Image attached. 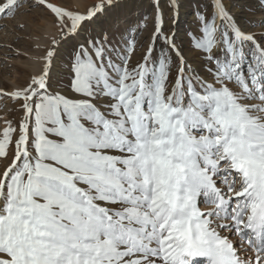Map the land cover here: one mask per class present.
Here are the masks:
<instances>
[{"label": "snow or ice", "instance_id": "1", "mask_svg": "<svg viewBox=\"0 0 264 264\" xmlns=\"http://www.w3.org/2000/svg\"><path fill=\"white\" fill-rule=\"evenodd\" d=\"M183 7L0 0V264H264V0Z\"/></svg>", "mask_w": 264, "mask_h": 264}, {"label": "rangeland", "instance_id": "2", "mask_svg": "<svg viewBox=\"0 0 264 264\" xmlns=\"http://www.w3.org/2000/svg\"><path fill=\"white\" fill-rule=\"evenodd\" d=\"M81 3H86L88 0H79ZM184 7L181 11L179 29L181 34H183L189 27H194L195 17L192 15V11L197 4V0H183ZM38 11V10H37ZM123 11H131V6L126 10H117L114 15L119 16ZM23 12V10H21ZM17 19H29L27 16H19ZM16 21L11 18L0 19V25H7V28H0V44L11 43L15 39V34L12 32L13 25ZM24 35V34H22ZM15 46V45H14ZM20 48H25L29 46L28 41H22L19 45ZM8 53V50L5 48H0V87H9L13 84L23 83L25 77L15 71H12L10 68L5 67V63L9 65H18L19 60L9 59L7 62L4 61L5 55ZM4 101H0L2 105ZM9 106H11V103ZM4 109L0 108V113Z\"/></svg>", "mask_w": 264, "mask_h": 264}]
</instances>
